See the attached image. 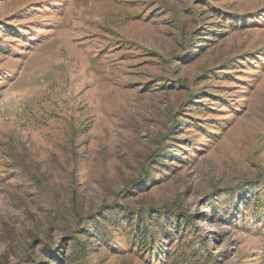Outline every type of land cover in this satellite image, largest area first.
I'll list each match as a JSON object with an SVG mask.
<instances>
[{
  "label": "rangeland",
  "instance_id": "obj_1",
  "mask_svg": "<svg viewBox=\"0 0 264 264\" xmlns=\"http://www.w3.org/2000/svg\"><path fill=\"white\" fill-rule=\"evenodd\" d=\"M0 264H264V0H0Z\"/></svg>",
  "mask_w": 264,
  "mask_h": 264
},
{
  "label": "trees",
  "instance_id": "obj_2",
  "mask_svg": "<svg viewBox=\"0 0 264 264\" xmlns=\"http://www.w3.org/2000/svg\"><path fill=\"white\" fill-rule=\"evenodd\" d=\"M226 20H229L228 18ZM232 23V22H230ZM110 210V209H109ZM165 213L161 214L160 216L164 215ZM156 215H152L151 213H149L148 215L144 214V215H136L133 217L132 220L130 219H125L126 221L129 222V225L132 226V224H134V226L131 229V234L132 237L136 238L138 240V242H142L143 246L145 247V249L147 250V253L149 254H154L155 257L156 255H158V247L159 243H160V239H161V235H159V233H155L154 229L150 227L151 222H145L144 220L147 218L148 220H154V224L155 225H159L157 220L159 219L160 216L155 217ZM165 216V215H164ZM155 217V218H154ZM116 218H121L119 215H116ZM157 218V219H156ZM183 218V217H182ZM123 220V219H122ZM182 225H191V223L187 222L185 220V222L182 224L180 222H178L176 220V228L179 229L178 231H175L176 234H181V226ZM169 223L166 221L164 222V228H168ZM170 228V227H169ZM164 234L166 235L167 232H170L171 229H163ZM164 235V236H165ZM108 237L112 238L111 236L107 235ZM167 238L169 237L168 235H166ZM144 240V241H142ZM167 242H169L168 240L165 241L164 244H166L167 246L169 245ZM161 250H166L165 254L163 256H168L169 250L170 248L167 247V249H165L164 247ZM163 257H161V259H159L158 261H163Z\"/></svg>",
  "mask_w": 264,
  "mask_h": 264
}]
</instances>
